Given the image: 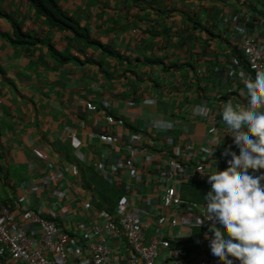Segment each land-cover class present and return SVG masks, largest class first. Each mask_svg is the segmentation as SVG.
I'll return each instance as SVG.
<instances>
[{"label":"crops","instance_id":"obj_1","mask_svg":"<svg viewBox=\"0 0 264 264\" xmlns=\"http://www.w3.org/2000/svg\"><path fill=\"white\" fill-rule=\"evenodd\" d=\"M54 1L88 41L50 27L23 0H0V205L14 216L10 229L35 237L29 212L70 231L81 217L94 221L84 205L114 214L125 185L152 193L124 174L106 181L99 167L124 163L131 139H140V178L161 170L151 150L175 157L176 140L198 146L221 135L215 114L204 117L207 108L240 104L244 80L252 78L233 21L241 18L250 35L263 36L264 0ZM13 27L33 43L13 44ZM190 184L210 190L181 184L183 200L180 188ZM109 188L118 195L111 208L98 196ZM126 202L150 209L139 197ZM165 231L189 250L199 233ZM120 254L129 253L121 246ZM0 264L14 263L0 251Z\"/></svg>","mask_w":264,"mask_h":264},{"label":"built area","instance_id":"obj_2","mask_svg":"<svg viewBox=\"0 0 264 264\" xmlns=\"http://www.w3.org/2000/svg\"><path fill=\"white\" fill-rule=\"evenodd\" d=\"M239 1L245 3L251 0ZM233 27L238 38V53L244 67L255 79L257 72L264 71V22L261 37L250 35L241 18L233 21ZM207 109L204 117H209V113L215 114L211 119L216 121V127L223 133L210 134L198 146L176 140L175 157L163 158L158 150H151V158L157 155L161 169L157 176L137 177L136 159H140L138 156L141 154L138 150L140 139L137 138L131 139L123 150L124 163L114 160L108 170H103V164L99 163L106 181L115 183L124 174L134 183L139 182L143 187L151 186L150 195L145 190L138 193L131 186L125 185L120 189L122 197L114 214L84 205V210L95 216L94 221L89 224L86 218L81 217L71 226L70 231L61 229L53 220H45L29 212L27 218L38 227V237L28 235L23 229H10L14 216L0 205V251L14 264H155L157 259L162 264H222L210 251L212 233L208 232V227L211 222L205 221L200 227L197 224L199 218L203 219L205 202H186L177 189L179 185L190 181L202 182L210 189L207 176L202 175L216 168L224 170L228 166L227 160L231 159L230 156L221 155L229 147V142L233 144V140L225 134L227 126L222 121L220 107L211 106ZM217 143L220 145L216 146ZM214 148V155H210ZM236 153L239 154V151ZM262 173L264 170H258L255 175ZM138 197L150 209H140L126 202L129 198ZM152 199H155L154 205ZM166 228H183L188 232L198 229L192 250L179 247L177 243L180 238L167 233ZM151 230L155 234H149ZM206 233L208 239H205ZM121 246L126 248L128 256L120 254ZM233 264L239 262L233 259Z\"/></svg>","mask_w":264,"mask_h":264},{"label":"clouds","instance_id":"obj_3","mask_svg":"<svg viewBox=\"0 0 264 264\" xmlns=\"http://www.w3.org/2000/svg\"><path fill=\"white\" fill-rule=\"evenodd\" d=\"M239 95L240 104L227 101L220 113L225 134L232 137L239 154L225 148L221 155L231 157L228 166L202 175L210 190L203 196L204 215L197 224L211 222L210 251L222 264H233V259L264 264V173L255 175L264 170V71L244 80Z\"/></svg>","mask_w":264,"mask_h":264},{"label":"trees","instance_id":"obj_4","mask_svg":"<svg viewBox=\"0 0 264 264\" xmlns=\"http://www.w3.org/2000/svg\"><path fill=\"white\" fill-rule=\"evenodd\" d=\"M27 2L32 9L42 17L50 27L70 32L75 38L88 41L87 35L79 26L68 16L64 15L54 0H23ZM13 40L11 42L16 45L32 44L26 36H24L17 27H13ZM95 44V43H94ZM99 200L104 207L111 208L118 200L117 191L109 188L108 191L98 193ZM189 250L185 243L178 245Z\"/></svg>","mask_w":264,"mask_h":264},{"label":"rangeland","instance_id":"obj_5","mask_svg":"<svg viewBox=\"0 0 264 264\" xmlns=\"http://www.w3.org/2000/svg\"><path fill=\"white\" fill-rule=\"evenodd\" d=\"M180 189L186 202L193 204H200L204 202L203 196L208 192L206 188L195 184L182 185Z\"/></svg>","mask_w":264,"mask_h":264}]
</instances>
